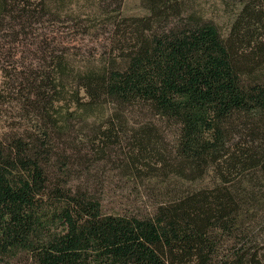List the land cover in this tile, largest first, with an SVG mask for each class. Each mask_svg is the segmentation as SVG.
I'll list each match as a JSON object with an SVG mask.
<instances>
[{
  "label": "trees",
  "instance_id": "trees-1",
  "mask_svg": "<svg viewBox=\"0 0 264 264\" xmlns=\"http://www.w3.org/2000/svg\"><path fill=\"white\" fill-rule=\"evenodd\" d=\"M240 1L224 38L213 22L183 18L175 0H146L149 16L124 18L136 36L125 64L80 76L72 85L75 109L60 107L67 86L62 61L54 77L17 74L13 83L0 81V112H17L25 126L0 130V264H264V131L258 128L264 82L251 76L240 51L247 44L264 61V32L256 33L264 27V5ZM55 5L0 0L3 77L15 56L5 44L17 51L25 29L41 24ZM45 41L38 48L44 62ZM82 91L92 101L83 102ZM104 98L122 110L149 109L177 126L175 173L198 182L213 171L215 184L147 217L106 213L78 184L85 176H75L69 154L78 145L68 141L79 108ZM142 126L130 132L121 125L116 137L111 122L99 126L98 138L107 147L127 140L145 153L162 139L156 125ZM162 162L172 171L169 159Z\"/></svg>",
  "mask_w": 264,
  "mask_h": 264
},
{
  "label": "rangeland",
  "instance_id": "rangeland-1",
  "mask_svg": "<svg viewBox=\"0 0 264 264\" xmlns=\"http://www.w3.org/2000/svg\"><path fill=\"white\" fill-rule=\"evenodd\" d=\"M51 2L56 3L52 15L46 17L41 24H34L25 29L17 51L14 50V45L4 41L6 50L11 51L8 53L6 51L7 55L14 53L15 56L11 63L7 64L9 69L6 71V77H3L0 71V81L13 83L10 77L17 74L25 79L33 78L34 74H51L54 77L58 73L56 72L58 62L62 61L67 86L60 107L65 112L70 108L75 109L71 102L74 91L72 85L80 76L102 71L106 66L120 67L125 64L124 55L135 45L136 36L133 28L124 22V18L147 17L150 10L147 8L146 0H51ZM121 2L122 11H119L118 6ZM175 2L183 18L195 16L213 22L224 38H228L232 33L242 10L240 0H175ZM256 4L263 6L264 0H260L259 3L256 1ZM117 22L121 23L120 28ZM263 32L264 27L256 33ZM43 39H46L44 52L46 62L38 49ZM240 46L245 66L250 70L251 76L264 82V61L260 63V59L254 58L247 44ZM7 60L10 58L7 57ZM15 66L19 68L18 72ZM81 96L83 102L92 101L85 91H82ZM7 119L9 122L6 125ZM111 122L118 126L116 137L122 135L121 125L130 132L143 128L142 125H156L162 142L145 153L135 149L132 142L127 140L115 139L107 147L98 138L101 135L98 128ZM9 123L16 125L8 126ZM21 124L17 112H0L1 132L25 127L20 126ZM69 126L76 132L68 141H76L78 145L75 152L73 150L69 152L70 155H74L77 163L73 170L76 177L83 174L85 176L82 181L77 182L80 187L90 190L102 201L108 214L147 217L155 214L161 204L166 205L181 198L186 192L204 189L216 182L213 171L198 182L187 181V177L175 173L174 166L179 164L176 153L178 128L156 118L149 109L128 107L122 110L111 100L104 98L99 103L79 108L77 116ZM258 128L264 131V124ZM164 158L171 161L172 171H168L170 168L165 169L162 162Z\"/></svg>",
  "mask_w": 264,
  "mask_h": 264
}]
</instances>
